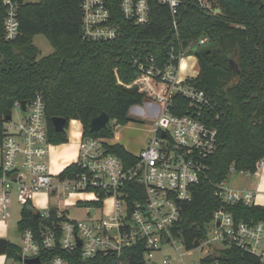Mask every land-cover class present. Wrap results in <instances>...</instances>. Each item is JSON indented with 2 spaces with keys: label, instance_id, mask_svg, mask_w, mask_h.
Instances as JSON below:
<instances>
[{
  "label": "built area",
  "instance_id": "2783aa9c",
  "mask_svg": "<svg viewBox=\"0 0 264 264\" xmlns=\"http://www.w3.org/2000/svg\"><path fill=\"white\" fill-rule=\"evenodd\" d=\"M183 2L117 0V5L121 15L135 25L151 21L154 4L165 6L177 34ZM197 3L217 13L212 0H197ZM112 7L111 0H81L84 39L103 42L121 35V25ZM0 18L5 39H16L20 32L19 2L0 0ZM205 41L206 37L187 46L180 43L179 47L172 41L163 59L150 52L131 54L130 61L137 76L127 86H137L146 96L155 121L146 144L136 154L137 161L129 166L117 154L107 151L108 138L82 135L78 159L71 163L77 164L80 170L66 176L63 170L54 176L48 161L53 144L49 139L43 93L37 92L25 108L22 101H15L11 119L4 122L0 144V221H10L14 207L19 206L17 225L22 242L17 245L7 240L6 252L1 254L5 257L3 264H28L29 259L36 257L39 262L31 264H78L73 261H85L98 255L120 256L125 248L138 243H143L147 264L160 261L172 264L176 259L172 252H176L180 262L187 264L178 243L186 249L185 253L200 252L191 264H230L210 258L215 254L205 251V247L211 244L220 245L222 249L241 248L264 263V223L236 222L225 205L215 211L206 239L201 240L198 247L187 249L174 233L182 204L192 198V185L206 175L207 160L218 144V129L207 118L216 103L206 90L190 82L199 74L200 67L196 54L188 51L197 49L199 43ZM190 56L194 60L189 67L195 72L183 73L182 60ZM178 95L187 99L185 107L174 102ZM230 172L250 174L237 171L233 166ZM43 190L60 199L69 190L93 192L96 195L93 201L97 204L89 201L85 205L88 212L84 218H72L67 208L58 206L40 212L32 200L35 193ZM109 195L114 198V213L107 217L96 216ZM215 195L228 204H256L252 191L230 187L226 180L216 186ZM26 208L35 214L39 212L37 227L20 228L22 211ZM52 210L56 219H52ZM8 244L15 247V253L8 252ZM54 251L59 253L54 255ZM160 253L163 255L158 258Z\"/></svg>",
  "mask_w": 264,
  "mask_h": 264
},
{
  "label": "trees",
  "instance_id": "16d2710c",
  "mask_svg": "<svg viewBox=\"0 0 264 264\" xmlns=\"http://www.w3.org/2000/svg\"><path fill=\"white\" fill-rule=\"evenodd\" d=\"M17 1L20 32L16 39H5L0 18V144L4 122L13 112L15 101H30L37 92L44 95L53 145L68 140L66 129L74 119L82 123L83 137L113 138L115 126L130 122L131 109L144 105L146 98L137 86H127L137 76L131 54L150 52L163 59L172 41L179 47L180 43L187 46L206 37L197 49L188 51L196 54L200 67L190 82L206 90L216 103L207 118L218 129V144L207 160L206 175L192 185V198L182 204L174 233L187 249H193L196 240L206 238L215 211L223 205L236 222L264 223V205L228 204L215 195L216 186L228 179L232 166L237 171L255 173L258 163L264 161V0H212L219 13L200 7L197 0H183L177 34L167 7L154 4L151 21L135 25L121 15L117 0H111L122 33L103 42L82 37L81 0ZM38 34L45 35L53 46L51 54L40 55L33 42ZM231 59L238 64V73H234ZM174 102L185 107L187 99L178 95ZM104 111L114 125L108 123L92 131V118ZM55 116L67 119L64 131L55 130ZM105 147L127 166L137 161L136 154L122 144L107 142ZM79 170L77 164H71L62 174ZM52 219H56L54 210ZM39 221L40 217L26 208L19 226L37 227ZM15 251L8 244V252ZM210 258L230 264H264L259 257L235 246ZM73 263L147 264L143 243L125 248L120 256L98 255Z\"/></svg>",
  "mask_w": 264,
  "mask_h": 264
},
{
  "label": "rangeland",
  "instance_id": "374dc122",
  "mask_svg": "<svg viewBox=\"0 0 264 264\" xmlns=\"http://www.w3.org/2000/svg\"><path fill=\"white\" fill-rule=\"evenodd\" d=\"M30 2H37L39 0H28ZM34 44L39 48L40 55H49L54 51L53 46L43 34L35 35L33 38ZM190 71L195 72L193 68ZM188 72V71H186ZM149 100L145 98V104L142 106H135L131 109L130 116L132 120L125 125H117L114 128L115 136H119L123 141V144L131 150L134 154H138L140 149L146 144L149 132L153 128L155 121V114H152V109H148L150 104ZM153 108V106H151ZM151 111V112H150ZM114 120L110 119L109 124L114 125ZM67 130L68 140L64 143L54 144L50 149L49 165L51 173L54 176H58L69 164L77 161L78 153L80 150L81 136L76 132L80 131V125L69 123ZM1 157V151H0ZM228 185L233 187H248L254 189L257 184V176H245L237 172H230L228 179L226 180ZM60 190V189H59ZM96 199V195L93 192L88 191H66V195L63 199L58 196L52 195L49 191L43 190L34 194L33 204L36 210L40 212L48 211L50 208L58 206L60 208H67L68 214L72 218H84L87 215L88 210L85 205H88L89 201ZM114 213V198L109 195L104 198L103 209L96 213V216L102 215L104 217L110 216ZM20 220V207H14L12 218L10 221H0V238H5L10 243L20 245L21 233L18 229V221ZM204 238L203 240H205ZM179 252L184 254V259L187 264H191L195 258L199 257L200 252L194 250V252L185 253L186 249L178 243ZM222 250L220 245H206L205 251L214 252L218 254ZM176 258L172 264H184L178 260L176 252H172ZM163 254H158L160 258ZM5 257L0 255V264L4 263ZM151 264V263H148ZM158 264H162L160 261Z\"/></svg>",
  "mask_w": 264,
  "mask_h": 264
},
{
  "label": "water",
  "instance_id": "95a60500",
  "mask_svg": "<svg viewBox=\"0 0 264 264\" xmlns=\"http://www.w3.org/2000/svg\"><path fill=\"white\" fill-rule=\"evenodd\" d=\"M216 12L219 13L220 8H217ZM180 20H181V17H180ZM230 64L233 68L234 73H238L239 72L238 64L232 59L230 60ZM26 105H27V100H23L22 106L25 108ZM11 117H12L11 114H9L7 119L10 120ZM110 119H111L110 115L104 111L101 114L92 118V120L90 122V129L92 131H99L108 125ZM52 123H53L55 130L64 131L66 129L67 119L64 117L55 116L52 119ZM162 134H163V136L165 135L164 132ZM38 215H39V212L36 213V216H38ZM79 244H81V243L79 242ZM199 245H200V241L196 240L194 243V247H198ZM6 249H7V240L5 238H0V255L4 254L6 252ZM37 262H39L38 257L28 260V264L37 263ZM152 264H154V262Z\"/></svg>",
  "mask_w": 264,
  "mask_h": 264
},
{
  "label": "crops",
  "instance_id": "0c3cea01",
  "mask_svg": "<svg viewBox=\"0 0 264 264\" xmlns=\"http://www.w3.org/2000/svg\"><path fill=\"white\" fill-rule=\"evenodd\" d=\"M186 67H187V65L183 66L184 70L186 69ZM70 122L80 125V131L76 132V134L82 137V123L76 119L71 120ZM108 142L114 143V144L119 143V144L124 145L121 138L119 136L118 137L115 136V134H114L113 138H108ZM125 148L127 150H129L126 146H125ZM129 151L132 152L131 150H129ZM251 175L257 176V184H256L254 189H249L248 187H237V188L252 191L254 193V196H255L256 204L264 205V161H261L260 163H258V167H257V170L255 173H250L249 175H245V176H251ZM229 186L233 187L232 185H229ZM233 188H236V187H233Z\"/></svg>",
  "mask_w": 264,
  "mask_h": 264
},
{
  "label": "bare ground",
  "instance_id": "6f19581e",
  "mask_svg": "<svg viewBox=\"0 0 264 264\" xmlns=\"http://www.w3.org/2000/svg\"><path fill=\"white\" fill-rule=\"evenodd\" d=\"M193 60H194V59H193L192 56H190V57H188V58H184V59L182 60L181 71H182L183 73H187L186 71H188V72H192V71H190L189 63H190V61H193ZM186 65H187V67H186V69L184 70L183 66H186Z\"/></svg>",
  "mask_w": 264,
  "mask_h": 264
}]
</instances>
